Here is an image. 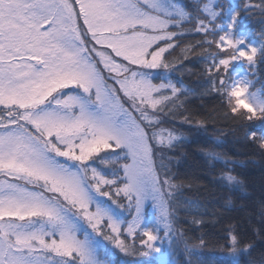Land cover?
<instances>
[{
	"label": "snow or ice",
	"instance_id": "obj_1",
	"mask_svg": "<svg viewBox=\"0 0 264 264\" xmlns=\"http://www.w3.org/2000/svg\"><path fill=\"white\" fill-rule=\"evenodd\" d=\"M212 3L197 0L191 13L176 0H0V264H116V252L147 257L165 241L172 252L197 246L176 225L181 208L203 223L200 206L177 201L181 185L162 151L183 138L165 119L205 123L185 114L187 90L167 78L194 52L166 56L186 31L204 34L202 51L218 50L210 91L233 117L264 120V86L250 91L247 73L233 74L264 62V34L253 42L236 33L235 9L210 28ZM253 10L264 15V0H248ZM249 139L257 142L254 131ZM204 155L210 165L222 159L211 148ZM227 165L219 181L235 188ZM224 240L237 256L234 225Z\"/></svg>",
	"mask_w": 264,
	"mask_h": 264
},
{
	"label": "trees",
	"instance_id": "obj_2",
	"mask_svg": "<svg viewBox=\"0 0 264 264\" xmlns=\"http://www.w3.org/2000/svg\"><path fill=\"white\" fill-rule=\"evenodd\" d=\"M176 2L187 11L196 12V1ZM246 3L248 1L237 2L238 7L235 10L239 15L235 29L246 31L250 40L260 42L264 34V15L258 10L246 12ZM252 3L258 4L259 0H252ZM191 27L193 25L185 24V30ZM203 38V33L194 31H186V34L179 38L178 46L171 55L166 54L170 60L180 56L181 48L187 45H192L194 52L189 54L188 59L177 61L176 67L179 71L173 70L167 74V78L187 90L180 97L187 109L185 114L205 121L203 126L206 130L210 128L230 133L221 149H216L229 161L230 171L241 182L244 193L232 194L230 198L229 192L221 191V185L215 175L211 174L206 160L202 157L207 150L202 145L206 141L203 137L185 138L176 143L174 148L164 149L173 155H181L177 166L169 164L175 183L181 185L175 192L177 201H191L199 205L201 209L199 217L203 220L200 224L192 223L193 217L185 215L181 208L177 218V231L184 233V240L189 245H199L201 237L205 240V245L199 246L198 250L183 255L172 252L171 258L176 264H237V261L221 259L213 254L216 250L227 248L228 244L224 240L225 229L229 225H234L240 247L252 245L246 251L248 253L240 257L238 264H261L264 261L261 260L264 256V150L259 149L258 141L264 136V125H260L263 121L258 119L247 121L233 117L227 100L217 92L210 91L208 67L213 63V54L218 50L213 45L210 51H202L198 42ZM242 68L248 71V77L253 80L256 88L261 89L264 86V62H259L258 59L254 69H249L247 65ZM156 82L159 83V79ZM184 111L182 108L181 112ZM164 123L177 131H184L186 125L180 123L178 119H165ZM253 131L256 133L255 143L249 139V133ZM229 200L232 201L231 205L228 204ZM115 261L116 264H122L124 261H128L129 264L132 262L155 264L156 258L153 253L147 257H126L116 252Z\"/></svg>",
	"mask_w": 264,
	"mask_h": 264
},
{
	"label": "rangeland",
	"instance_id": "obj_3",
	"mask_svg": "<svg viewBox=\"0 0 264 264\" xmlns=\"http://www.w3.org/2000/svg\"><path fill=\"white\" fill-rule=\"evenodd\" d=\"M194 1H196V4H197V0H194ZM239 1H246L247 2L248 0H213L212 8L214 11H216L218 13V16H217L215 21H211L209 23V27L211 28L213 24H219V25L221 24L223 27L226 14L230 13L233 9H236L237 2H239ZM208 2H209V0H198V3L200 6H202L203 4L208 3ZM200 15L203 18H205L206 22H209L211 20L210 17H206L203 13H200ZM234 31L236 33L242 32V31H236L235 28H234ZM248 39H250V38H248ZM253 42H255V41H253ZM246 65H247L246 63L243 65H237L238 67L241 68V70L240 71L234 70V74L246 72L247 75L249 76L248 71L245 68H242L243 66H246ZM237 78H239V76H237ZM258 89L259 88L253 87L250 89V91L255 92ZM261 121H263V122L260 125H264V120H261ZM183 129H184V131H177L178 134H182V136H183L182 139H185V138L191 139V138H194L197 136H201L206 140L202 145L205 146V148L207 150L209 148H211L212 150L221 154L222 159L219 161H214L212 165H210L207 162V158L205 157L204 153L202 154V157L206 160L205 162L208 165L209 169L211 170V174L215 175L216 180L221 185V191L226 190L227 192H229L230 198L232 197V194H239V193L243 194L244 188H243L241 183L239 186H237L235 188H224L223 185L221 184V182L219 181L220 171L218 170V168L222 169L224 167V161L226 159L224 158L222 152H219L217 149H221V147L224 143V140H226L230 136V133H226V132H223L221 130L210 129V128H208V130H206L204 126L201 127V126L196 125L195 123L186 124ZM259 132H260V128H259ZM165 149H167V148H165ZM162 151L164 153H166V156H165V163L166 164H168V165L169 164L170 165L176 164V166L179 164L180 158H181L180 154H177V155L174 154L173 155V154H171V152H169L168 150H164V149ZM178 155H180V156L178 157ZM168 157H171V159H168ZM227 166H228V169L230 170L229 161H228ZM230 198H228V199H230ZM231 204H232V201H230L229 205H231ZM177 235H179L178 231H177ZM199 248L200 247L197 245L196 247H191L190 249H186L184 246V243L180 242L179 245L175 247V251L173 253L178 252V253L183 255V254L188 253L189 251L198 250ZM241 249L242 250L235 257L231 253V246L230 245H228L225 250L222 249V250L214 251L213 254L218 256L221 259H229L233 262H236L240 259L241 256H245L248 253L246 251H243L242 247H241ZM153 254L155 255V258H156L155 264H176L175 260L171 258L172 251L169 250V244L167 241H165L163 243V245L161 246V251L159 253H153ZM114 259H115V256H114ZM262 259H264V256L261 257V260ZM261 264H264V261Z\"/></svg>",
	"mask_w": 264,
	"mask_h": 264
}]
</instances>
